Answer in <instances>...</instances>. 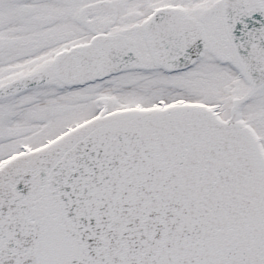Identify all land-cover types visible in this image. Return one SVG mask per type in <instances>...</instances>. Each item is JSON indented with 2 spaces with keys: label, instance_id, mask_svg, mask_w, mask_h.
I'll return each instance as SVG.
<instances>
[{
  "label": "snow or ice",
  "instance_id": "6c2138e0",
  "mask_svg": "<svg viewBox=\"0 0 264 264\" xmlns=\"http://www.w3.org/2000/svg\"><path fill=\"white\" fill-rule=\"evenodd\" d=\"M0 264H264V0H0Z\"/></svg>",
  "mask_w": 264,
  "mask_h": 264
}]
</instances>
